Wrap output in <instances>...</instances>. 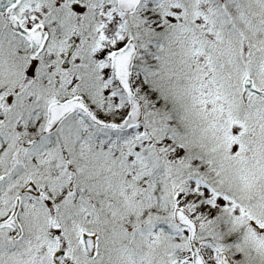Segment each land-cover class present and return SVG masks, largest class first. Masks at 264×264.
Listing matches in <instances>:
<instances>
[{"label": "snow or ice", "instance_id": "6c2138e0", "mask_svg": "<svg viewBox=\"0 0 264 264\" xmlns=\"http://www.w3.org/2000/svg\"><path fill=\"white\" fill-rule=\"evenodd\" d=\"M0 264H264V0H0Z\"/></svg>", "mask_w": 264, "mask_h": 264}]
</instances>
